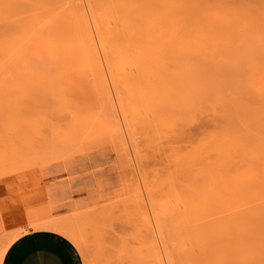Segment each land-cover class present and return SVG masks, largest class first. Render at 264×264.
<instances>
[{
  "label": "rangeland",
  "instance_id": "obj_1",
  "mask_svg": "<svg viewBox=\"0 0 264 264\" xmlns=\"http://www.w3.org/2000/svg\"><path fill=\"white\" fill-rule=\"evenodd\" d=\"M41 14L51 25L47 15H84L103 73L90 62H56L38 40L28 49L21 23ZM72 25L66 24L78 32ZM126 26L145 28L134 32L138 39L147 38L150 26L153 39L160 38L158 29L197 39L176 40V46L166 38L158 49L147 38L159 54L150 59L159 57L149 65L137 60L141 69L134 72L130 62L106 64L96 32H125ZM16 40L23 43L17 57L10 46ZM149 42L131 49L135 56ZM0 46V209L8 233L47 224L44 229L60 232L78 264H264V0H6L0 2ZM130 70L131 76L150 71L152 81L162 72L165 85H151L147 77L148 86ZM119 71L123 81L116 83H124L117 88L109 74ZM125 72L137 85L125 80ZM103 74L109 94L98 80ZM80 116L97 118L91 133V119L83 125ZM176 158L185 163L180 170ZM196 161L199 166L188 171Z\"/></svg>",
  "mask_w": 264,
  "mask_h": 264
},
{
  "label": "bare ground",
  "instance_id": "obj_2",
  "mask_svg": "<svg viewBox=\"0 0 264 264\" xmlns=\"http://www.w3.org/2000/svg\"><path fill=\"white\" fill-rule=\"evenodd\" d=\"M3 1H6V0H2V1L0 0V2H1L2 4H3ZM4 8H5V7H2L3 10H5ZM42 16H43V17H42ZM44 16H45V14H43V15L41 14V15H39L38 17H37V16H32V17H30V16H29V18L31 19L30 22H29V24H28V22H27V25H26V22L24 21L23 23H21V24H22L21 26L19 25L20 27H25V29H24V33H25V30H26V33H27V34H25V35H27V37L24 36V37H25V40H24V41H25V43H27V45H30V46H31V47L28 46V49H29V48H34L32 45L35 44V42L38 40V41L36 42V44H41V45H43V47H42L41 45H39V47L41 46V49H42V48H43V49L45 48V49H44L45 51H43L44 54H45V52H46V54H47L46 56H51V55H52V56L55 58V60H56V58H57V60L61 58V60H63V61H66V60L69 61V60H71V59H75V60H77V63H78V62H83V63H85V62H86V63H87V62H90L91 64H93V66H94V65H95L96 67L101 66V64H100L101 61H100V59H99V54H98V51L96 50L97 48H96L95 44H93L94 42L92 43V41H94V40L91 39L92 36H90L91 34H90L89 25L87 24V21L84 20V19H85V18H84V15L82 16V14H81L79 17L77 16V18H76V17H73V18H70V19H69L68 17H65L66 19H63V18H61V17L56 16V18L58 17V20H57L54 16H52V15H47L48 18H49V16H51V17H50V18H51V21H50V22L53 21V25H51L52 23H49L48 20H47V18L44 17ZM39 17H41V18H39ZM32 18H33V19H32ZM45 18H46V19H45ZM50 18H49V20H50ZM59 18H61V20H60ZM67 18H68V19H67ZM74 18H75V19H78L79 21H77V22H73L74 24H76V25L73 26L71 22H72V20L76 21ZM79 18H80V19H79ZM83 18H84V19H83ZM52 19H53V20H52ZM71 19H72V20H71ZM32 20H33V22H32ZM37 20H38V21H37ZM41 20H42V21H41ZM45 20H47V23L45 22ZM63 20H64V21H63ZM70 20H71V21H70ZM39 21H40V22H39ZM67 21H68V22H67ZM35 22H36V23H35ZM37 22H39V23H37ZM41 22H42V25H41ZM43 22H45V24H47V25L49 24V25H48V26L45 25V24L43 25ZM54 22H55V24H54ZM59 22H60V23H59ZM85 22H86V23H85ZM30 23H33V30H32V27H31L32 24H30ZM57 23H58V26H57ZM19 24H20V23H19ZM61 24H63V27H62ZM66 24H67L68 26H71V25H72L73 27H77V31H78V32H75V30L68 29L67 26H66ZM10 25H11V24H10ZM36 25H37V26H36ZM40 25H41V26H45L44 28H46V29H42L43 27H41V29H42L41 32H43V33H40V32H39V31L41 30L40 28H38ZM60 25H61V27H62V29H61L62 31H60V28H61ZM34 27L36 28V30H35ZM48 27H49V29H48ZM50 27H51V28L54 27L55 29L53 28V29L51 30ZM58 27H59V28H58ZM63 28H64L65 30H63ZM38 29H39V30H38ZM47 29H48V30H47ZM58 29H59L60 32H58ZM142 29H145V28H141V30H142ZM147 29H148V27H146V30H144V31L147 33L148 36H146V34H145L144 31H143V33L145 34V36L148 38L149 41L152 40L151 43L155 41V42H154L155 44H154V43L151 44V45H154V46H159L160 43L162 44L161 41H164L166 38H167V39H166L164 42H166L167 40H168L167 42H169V41L171 42V40H173V43H171V45H176V46H177V45H178V41H182L181 39H187V38H188V37H183L184 35H182L183 38H182V37H179V39H180V40H179L177 37H178L179 35L181 36V34L178 33L177 31H175L176 33H178V34L176 35L175 32H174V30H173L172 32H171L170 30H165V31L163 30V33H162V30H161V29H158V31L160 30V38H161V36H162L161 39H163V40H161V39L158 37V38H157V39H159V43H158V40H157L156 38L153 39V38H154V35H153V33H151V31H150V30H153V29L151 28V26L149 27L150 30H147ZM27 30H29V33L27 32ZM108 30H109V29H97V31H96L98 34H100V35H98V37H99L98 41L101 42V43L103 44V46H102V44L100 43V44H101V45H99L100 48L102 47V48H103L102 50H104V46H105V50H106V52H105V54H103V55H104V58H105L104 60H106V62H107L106 64H108V62H113V64H116V63H117V65H118V63H120L121 66H122V65L125 64L126 62H130L131 67H132V68L134 67V68H133V71H134V69L137 70L138 68H140V67H138V66H137L138 68L135 67V66H136V65H135L136 62H138V61H139V63H140V61H141V62H144V63H145V62H146V63H148V62H153V60H154L155 58L158 59V57H159V56H158V55H159V54H158V49H162V47H164V46H162V45H164V44H162V45H160V46H161L160 48L158 47V49H154V51H153V50H152V47H153V46L150 45V42L147 40V38L145 39L146 41H145L143 38L138 39V38H139V35L137 36V38H135V36H136L135 33H140L139 31H141V30L136 31V32H135V30L132 31V29H131L130 26H129V27L126 26V31H125V32H124V31H119V30H117V32H118V31H119V32L113 34V32H114L115 30H113V31L111 30V32H108ZM30 31H31V32H30ZM36 31H37V32H36ZM47 31H48V32H47ZM51 31H52V34H51ZM56 31H57V32H56ZM127 31H128V32H127ZM130 31H131V32H130ZM148 31H149V32H148ZM158 31L154 30V31H152V32H155V33H156V32H158ZM166 31H170V33H169V32H166ZM53 32H55V33H53ZM73 32L75 33L74 35L71 34V33H73ZM134 32H135V33H134ZM34 33H35V34H34ZM39 33H40V35H39ZM97 33H96V34H97ZM119 33H120V34H119ZM122 33H123V34H122ZM165 33H166V34H165ZM167 33H168V34H167ZM173 33H174L175 35H173ZM37 34H38V35H37ZM54 34H55V35H54ZM58 34H59V37H60V38L62 37V38H61L62 40L59 39L58 37H57V40H55V39H56V36H58ZM121 34H122L123 37L121 36ZM124 34H125V35H124ZM127 34H128V35H127ZM130 34H131V36H130V38H129V35H130ZM140 34H141V33H140ZM156 34H157V33H156ZM162 34H163V35H162ZM164 34H165V35H164ZM170 34H171V35H170ZM28 35H29V36H28ZM41 35H43V36H42V37H43L42 39L44 40V41H42V42H41V40H40V36H41ZM45 35H46V36H49V35H50L51 37H53V40H55V43L52 42L53 40H50V41H49L47 38H46V41H45V39H44V37H46ZM53 35H54V36H53ZM79 35H80V36H79ZM92 35H93V34H92ZM166 35H167L168 37H167ZM72 36H73V37L76 36V38L78 39V42L81 41L80 38H82L81 36H83V37H84V40H83L84 42L81 41L82 44H81V43H78L77 40H76L75 38H73ZM124 36H125V37H124ZM126 36H127V37H126ZM132 36H133V37H132ZM141 36H143V34H142ZM145 36H144V37H145ZM163 36H164V37H163ZM165 36H166V37H165ZM172 36H173L174 38H175L176 36H177V37H176V39L174 40V38H173ZM149 37H152V39L150 40ZM192 37H194V39H197V36H196L195 34H194V35L192 34ZM192 37H191V40H188V39H187L186 41H187V42L192 41V43H195V42H193L194 39H192ZM27 38L30 39V40L26 42V39H27ZM36 38H37V39H36ZM172 38H173V39H172ZM198 38H201V37H198ZM32 39H33V40H36V41L33 43V40H32ZM126 39H127V40H126ZM135 39H136V41L138 40L137 42H139V41L141 42V43H139V44H142V40H143L145 43H148V42H149L148 45L145 44L147 47L143 44L146 48H142V47H144V46H142V47H141V50H142V49H145L146 53L148 52V50H150V51L152 50V54H153V55L151 54V52H150V54H149V52H148L149 55L143 54V53H145V52H143L144 50L142 51V53H141V50H139L140 52H139L138 56H137V52H136V56H135V54L133 53L134 51L131 50V49H133V48H134V49H137V48H135V47H136V46L138 47V45H139L136 41L133 42V40H135ZM170 39H171V40H170ZM18 40H19V39H18ZM18 40H16V46H14V43H12L13 45H12V44L10 45L11 48L14 47V50H15V51H14V50H13V51L11 50V51H12L11 53L14 52V55H16L17 53H18L19 55H21V54L23 53V51H21V49H22V47H23V46H22L23 43H22L21 41L17 42ZM20 40H22V39H20ZM47 40H48V41H47ZM60 40H61V42H60ZM91 40H92V41H91ZM100 40H101V41H100ZM122 40H123V41H122ZM128 40H129V42H128ZM176 40H178V41H176ZM12 41H14V40H12ZM56 41L59 42V43L56 44V43H57ZM98 41H97V42H98ZM121 41H122L123 43H121ZM156 41H157V43H156ZM174 41H175L176 43H174ZM194 41H195V40H194ZM38 42H40V43H38ZM126 42H127V43H126ZM132 42H133V43H132ZM135 42H136L137 44H134ZM44 43H45V44H44ZM118 43H119V44H118ZM124 43H125V45H124ZM128 43H129V45H128V47H127V44H128ZM131 43H132L133 45H131ZM182 43L184 44L185 41H184V42L182 41ZM6 44H7V43H6ZM17 44H19L20 46L18 47ZM21 44H22V45H21ZM98 44H99V43H98ZM158 44H159V45H158ZM179 44H180V43H179ZM27 45H26V46H27ZM180 45H181V44H180ZM1 46H2V45H1ZM1 46H0V47H1ZM3 46H4V43H3ZM121 46H122V47H121ZM149 46H150V47H149ZM178 46H179V45H178ZM20 47H21V48H20ZM39 47H38V48H39ZM148 47H149L150 49H149ZM19 48H20V49H19ZM124 48H125V50H124ZM129 48H130V49H129ZM147 48H148V50H146ZM12 49H13V48H12ZM17 49H18V50H17ZM35 49H36V48H35ZM41 49H40V50H41ZM43 49H42V50H43ZM126 49H127V50H126ZM3 50H4V49H3ZM3 50L0 49V51H3ZM22 50H23V49H22ZM129 50H130L131 52H130ZM155 50H156V51H155ZM20 51H21V53H20ZM34 51H36V53L39 52L38 50H34ZM124 51H126V53H125ZM128 51H129V53H128ZM16 52H17V53H16ZM153 52H154V53H153ZM2 53H4V51H3ZM2 53H1V54H2ZM36 53H35V55H36V57H38L39 54H36ZM48 53H50V55H49ZM127 53L131 55V56H129L130 58L128 57V54H127ZM131 53H132V54H131ZM155 53L158 54V55H156V56H158V57H155L154 59L151 60L150 58H151V57H154V54H155ZM42 54H43V53H42ZM42 54H41V55H42ZM125 54H126V55H125ZM19 55H18V56H19ZM140 55H141V56H140ZM143 55H144L145 60H144V58L142 57ZM145 55H146V56H145ZM132 56H133V57H132ZM149 56H151V57H149ZM16 57H17V55H16ZM131 57H132V58H131ZM137 57H138V58H137ZM147 57H149V58H147ZM126 58L128 59V61H127ZM134 58H135V59H134ZM141 58H142V59H141ZM140 59H141V60H140ZM147 59H148V60H147ZM160 59H161V58H159V60H158L159 62H160ZM50 60L52 61V59H50ZM57 60H56V62H57ZM129 60H130V61H129ZM131 60H133V61H135V62L133 63ZM137 60H138V61H137ZM142 60H144V61H142ZM155 60H156V59H155ZM155 60H154V61H155ZM158 61H157V64H158L159 66L163 64V63H161V64L158 63ZM21 62H22V61H21ZM23 62H24V61H23ZM58 62H60V64H61L62 61H58ZM66 62H67V61H66ZM114 62H116V63H114ZM131 62H132V64H131ZM161 62H162V61H161ZM74 63H76V62H74ZM74 63H73V64H70V65H73V66H74ZM77 63H76V64H77ZM83 63H80V65H83ZM86 63H85V64H86ZM153 63H156V62H153ZM153 63H152V64H153ZM53 64H54V63H53ZM76 64H75V65H76ZM78 64H79V63H78ZM133 64H134V66H133ZM136 64L138 65V63H136ZM152 64H151V65H152ZM157 64H153V65L156 66ZM62 65H63V63H62ZM126 65H127V64H125V65H123V66L126 67ZM141 65H142V66H144V65L146 66V64H140V66H141ZM148 65H149V63H148ZM153 65L150 66V67H151L150 70H154V66H153ZM64 66H65V65H64ZM64 66H63V67H64ZM85 66H86V65H85ZM106 66H107V65H106ZM110 66L112 67V69H113V68H116L115 66H112L111 63L109 64V67H110ZM118 66H119V65H118ZM118 66H117V69H118V68H121V67H118ZM142 66H141V67H142ZM111 67H110V69H111ZM127 67H128L129 69L131 68L130 66H127ZM150 67L147 66V69H146V70H149L148 68H150ZM55 68L58 69V66L55 67ZM59 68H60V67H59ZM66 68H69V66L66 67ZM66 68H65V70H66ZM100 68L103 69V67H99V69H100ZM132 68H131V69H132ZM156 68H159V67L156 66ZM63 69H64V68H63ZM69 69H72V67L69 68ZM97 69H98V68L95 69L96 74H97V71H96ZM102 69H100V71L103 73ZM107 69H108V66H107ZM110 69H108V70H110ZM123 69H124V68H123ZM140 69H141V68H140ZM61 70H62V69H61ZM61 70H60V71H61ZM67 70H68V69H67ZM67 70H66V72H67V74H68V72H70V71H67ZM72 70H73V69H72ZM85 70H86V69H85ZM113 70H114L115 73H116V70H115V69H113ZM113 70H112V71H113ZM119 70H120V69H119ZM155 70H156V69H155ZM73 71H74V70H73ZM98 71H99V70H98ZM110 71H111V70H110ZM117 71H118V70H117ZM124 71H125V70H123V72H124ZM137 71H139V69H138ZM57 72H59V71H57ZM83 72H84V71H83ZM83 72H82V73H83ZM131 72H132V71L130 70V76H131V74H132ZM134 72H135V71H134ZM142 72H143V71H142ZM152 72H153V71H152ZM62 73H63V74H62ZM71 73H72V72H71ZM74 73H75V72H74ZM82 73H81V74H82ZM115 73L111 72V75L109 74V76H110L109 78H110L111 80H113V78L115 77V78H114V81H112L113 83L115 82L113 85H115V86L118 85L117 88H119V86H120V85L122 86V84H123L124 82L121 83V84H120V83L117 84L116 81H117V82H119V81L122 82L123 80L121 81V79H122L121 76H122L123 74L119 71V75H118V76H114ZM120 73H121V74H120ZM125 73L127 74V75L125 76V80L128 79V82H129V79H130L131 77L134 78V76H135L136 74H137V76H138V73H139V76H140V77L143 76L142 78L145 79V80L142 81L141 78H140L139 80L142 81V83H143V82H147V85H148V84L150 85V83H151V85H153L154 83H157V80H159L158 82H159V85H160V80H161V77H162V76L160 75L162 72H160V74L157 72V73H158L157 76L159 75V76H158L159 78H156V74H155V78H156V80H155L156 82H155V81H152V80H153L152 76L150 77V74L152 75V73H151L150 71H148L147 73H145V74L150 73L149 76L140 75V73H141V71H140V72L136 73L135 75L133 74L134 76H131V77H129V78H127V77L129 76V75H128L129 73H128V72H125ZM154 73H155V72H154ZM154 73H153V74H154ZM59 74H60V73H59ZM61 74L64 75V72L62 71ZM67 74H66V75H67ZM72 74H73V73H72ZM113 74H114V75H113ZM117 74H118V73H117ZM142 74H144V72H143ZM82 75H83V74H82ZM96 76H97V75H96ZM112 76H113V78H112ZM123 76H124V75H123ZM137 76H136V77H137ZM160 76H161V77H160ZM59 77H60V75H59ZM72 77H73V76H72ZM92 77H93V76H92ZM98 77H101V76L98 75ZM98 77H93V78H94V79H95V78L97 79ZM102 77H103V78H100V79L98 78V80H100V82H102V85H103V86H102L100 83H99V84H100L102 87H104V88H102V91H104V90H106L105 88H106V86H107V85H105V84H106V83H105V79H106L107 77L104 79V77H105L104 74H103ZM117 77L120 78V80H117V79H118ZM136 77H135V78H136ZM147 77H148L149 79L151 78L150 83H149V79H148ZM163 77H164V76H163ZM60 78H63V76L60 77ZM132 78H131L130 80H132ZM155 78H154V79H155ZM63 79H64V78H63ZM65 79H66V77H65ZM101 79H102V80H101ZM123 79H124V78H123ZM137 79H138V77H137ZM146 79H148V81H146ZM98 80H97V81H98ZM125 80H124V81H125ZM134 80H135V79L132 80L133 84H134ZM95 81H96V80H95ZM135 81H136V82H135V85H137V80H135ZM151 81H152V82H151ZM98 82H99V81H98ZM98 82H97V83H98ZM126 82H127V81H126ZM130 82H131V81H130ZM153 82H154V83H153ZM104 83H105V84H104ZM139 83H140V82H139ZM161 83H162V80H161ZM116 84H117V85H116ZM119 84H120V85H119ZM133 84H132V85H133ZM162 84H163V83H162ZM127 85L129 86L128 83H127ZM135 85H133V87H137V89H139V91H142V90H140L141 88L139 87V85H138V86H135ZM140 85H141V84H140ZM149 85H148V86H149ZM164 85H165V84L160 85V86H164ZM125 86H126V84L124 85V87H125ZM128 86H126V87L128 88ZM0 87H1V86H0ZM2 87H4V86H2ZM107 87H108V86H107ZM138 87H139V88H138ZM142 87H143V85H142ZM150 87L153 88V86H150ZM99 88H101V87L99 86ZM123 89L125 90V88H123ZM123 89H122V93H125V94H124V97L129 98V100H131L130 98H132V100H133V99L135 100V98H136L137 95H135L134 93H132V96H131V93H130L131 91H130V90H128V91H130V92L127 93V92L123 91ZM135 89H136V88H135ZM142 89H143V88H142ZM148 89H150V88L148 87ZM0 90H1V88H0ZM100 90H101V89H100ZM120 90H121V88H120ZM107 91H108V94H109V90H108V89H107ZM107 91H104V94H105V92H107ZM137 92H138V90H137ZM16 93H17V92H16ZM140 93H141V92H140ZM18 94H19V93H18ZM21 94H22V93H21ZM23 94H25V93L23 92ZM23 94H22V96H23ZM106 94H107V93H106ZM127 94H129L130 97L126 96ZM138 94H139V92H138ZM142 95H143V94H142ZM134 96H135V97H134ZM139 96L141 97V95H139ZM139 96H138V97H139ZM140 97L137 98V99H140ZM125 99H126V98H125ZM137 99H136V100H137ZM6 101H7V100H6ZM8 101H9V100H8ZM127 103L129 104V103H131V102L128 101ZM127 103H125L124 106H128V107H130L129 105H131V104L128 105ZM11 105H13V104H11ZM132 105H133V104H132ZM132 107H133V106H132ZM125 108H127V107H125ZM134 108H135V107H134ZM134 108H133V110H134ZM125 110H126V109H125ZM128 110H129V108L127 109V113H128ZM123 112H124V111H123ZM125 112H126V111H125ZM125 112H124V113H125ZM130 112H131V113H130ZM133 113H135V110H134ZM131 114H132V111H131V108H130V110H129V114H128V115L131 116ZM134 115H135V114H134ZM134 115H132V118L134 117ZM91 116H92V115H91ZM91 116H90V117H91ZM80 117H82L81 120H83L84 123H83L82 121H81V123H83V125H84V124L86 123L87 116H86V118L83 117V116H80ZM84 118H85V119H84ZM79 119H80V118H79ZM90 119H91V125L88 124V125H85V126H84V127L86 128L87 131H88L87 126H89V125L91 126V127L89 126V133L92 132V129H93L92 126H93V123L97 124V123H96L97 120L94 122V120L97 119L96 117H95V118L92 117V118H90ZM90 119H89V117H88V119H87V123H90V121H89ZM92 119H93V121H92ZM88 121H89V122H88ZM79 123H80V122H79ZM81 123H80V124H81ZM97 125H98V124H97ZM97 125H96V126H97ZM96 126H95V127H96ZM95 127H94V129H95ZM91 128H92V129H91ZM96 128H97V127H96ZM90 129H91V130H90ZM15 131H16V130H15ZM93 131H94V130H93ZM14 133L17 134L16 132H14ZM18 135H19V134H18ZM211 136H214V135H211ZM217 137H218V136H217ZM209 139H210V137H209ZM214 139H215V138H214ZM214 139H213V140H214ZM220 139H221V138H219V140H220ZM213 140H212V141H213ZM219 140H218V141H219ZM222 140H225V139H222ZM222 140H221V141H222ZM207 141H208V140H207ZM210 141H211V140H210ZM214 142H215L216 144L218 143L217 140H215ZM214 142H213V143H214ZM209 143H210V142H209ZM220 143H221V142H220ZM210 144L212 145V143H210ZM222 144H223V143H222ZM226 144H227V142H226ZM207 145H208V144H207ZM211 145H209V149L211 148ZM224 145H225V144H223V146H224ZM203 146L205 147V148L202 147L203 150H206V151H207L208 146H207V147H206V145H203ZM212 146H213V145H212ZM217 146H218V145H217ZM220 146H222V145H220ZM218 147H219V146H218ZM225 147H226V146H225ZM212 148L214 149V147H212ZM219 149H220V148H219ZM211 150H212V149H211ZM214 150H215V149H214ZM220 150H221V149H220ZM175 151H176V150H175ZM217 151H218V150H217ZM221 152H222V151H221ZM221 152H218V153H221ZM178 153H179V152H177V154H178ZM199 153H200V151H199ZM205 153H206V152H205ZM205 153H204V154H205ZM172 154H176V153H172ZM204 154H203V155H204ZM222 154H223V153H222ZM222 154H220V155H222ZM199 155H200V154H199ZM203 155H201V156H203ZM210 155H211V154H210ZM223 155H224V154H223ZM176 156H178V155H176ZM195 156H196V155H195ZM201 156H200V157H201ZM208 156H209V155H208ZM211 156H212V155H211ZM185 157H186V156H185ZM193 157H194V156H193ZM181 158H182V156H181ZM183 159H184V158H183ZM183 159H182V161H184ZM197 159H199V156H198ZM207 159H208V158H205V160H207ZM176 160H177V158H176ZM176 160H175V161H176ZM180 160H181V159L179 158V161H180ZM190 160H191V159H190ZM208 161H211V158H209ZM177 162H178V160H177ZM177 162H176V163H177ZM180 162H181V161H180ZM180 162H178V163H179V165H178V166H179V169H178V166L175 164V165L177 166V167H176V170H174L175 172L177 171V169L180 170V169H181V166H183V165L185 166V163H184V162H181V163H183V164H181ZM196 162H197V161H196ZM196 162H192V163H190V164L188 163L189 166H190V168H189L188 171H190L191 168H192L194 165H195V166H199L198 163H200V162H197V163H196ZM178 163H177V164H178ZM180 165H181V166H180ZM202 173H203V172H202ZM155 184H157V182H156ZM155 184H154V187H155ZM17 185H18V184H17ZM157 185H158V184H157ZM157 187H160V186H157ZM136 188H137V189H136ZM156 189H157V188H156ZM28 190H29V189H28ZM135 190H138V187H135ZM26 191H27V190H26ZM21 192H22V191H21ZM135 192L137 193V192H139V190H138V191H135ZM135 192H134V193H135ZM146 192H147V191H146ZM136 193H135V194H136ZM138 194H140V193H138ZM132 195H134V194H133V190H132ZM132 195L130 194V196H132ZM136 195H137V194H136ZM138 196H139V195H138ZM131 198H132V197H131ZM147 199H148V198H147ZM134 200L136 201V199H134ZM148 200H149V199H148ZM129 201H130V200H129ZM135 201H134V202H135ZM149 201H150V200H149ZM140 202H141V201H140ZM148 203H149V202H148ZM160 203H161V202H160ZM160 203H158V204H160ZM152 204H153V203H152ZM131 205H133V204H131ZM137 205H138V202H137ZM149 206H150V205H149ZM149 206H148V207H149ZM164 206H166V204H164ZM167 206H168V204H167ZM137 207H138V206H137ZM141 207H144V206H141ZM151 207H152V206H151ZM160 207H161V206H160ZM161 208H162V207H161ZM163 208H164V207H163ZM143 209H144V208H143ZM149 209H150V207H149ZM164 209H165V208H164ZM164 209H162V210H164ZM170 209H171V208H170ZM141 210H142V209H141ZM156 210H157V209H156ZM162 210H161V211H162ZM167 210H168V207H167ZM143 211H144V210H143ZM143 211H142V212H143ZM157 211H158V210H157ZM165 211H166V209H165ZM165 211H164V213H165ZM170 211H171V210H170ZM142 212H141V213H142ZM145 212H146V210H145ZM158 213H162V212H158ZM164 213H162V214H164ZM176 213H177V212H176ZM143 215H144V217H146V218L148 219V215L146 216L145 213H143ZM155 215H156V214H155ZM177 216H179V215H177ZM146 218H145V219H146ZM154 218H155V217H154ZM155 220H156V219H155ZM155 220H154V222H155ZM146 221H148V220H146ZM144 222H145V221H144ZM144 230H145V229H144ZM147 230L152 231V227H151L150 229H147ZM46 231H49V232H51V233H54V234H56L57 236H60V235H61L60 232L55 231L54 229H51V228H48ZM141 232H143V231H141ZM147 232H148V231H147ZM147 232H146V234H147ZM138 233H139V232H138ZM138 233H137V234H138ZM150 233H151V232H150ZM139 234H140V233H139ZM139 234H138V235H139ZM138 235H137V236H138ZM137 236L135 235V236H133V237H137ZM133 237H132V240H133ZM138 237H139V236H138ZM151 237H154L153 234L151 235ZM67 239H69L70 241H73L72 238H67ZM137 239H138V238H137ZM152 239H153V238H152ZM138 240H139V239H138ZM134 241H135V240H133L132 242H134ZM135 242H139V241H135ZM153 243H154L153 245L155 246V244H156V243H155V240L153 241ZM150 245H151V243H150ZM153 245H152V247H153ZM148 248H149V247H148ZM155 249H156V248H153V249H152V253H153V250H155ZM157 251H158V250H157ZM153 254H154V253H153ZM158 254H159V253H158ZM150 255H151V252H150ZM154 256H155V255H154ZM157 257H158V256H157ZM149 258H150V257H149ZM158 261H159V260H158ZM160 261H161V260H160ZM160 261H159V262H160ZM153 262H155V261H153Z\"/></svg>",
  "mask_w": 264,
  "mask_h": 264
},
{
  "label": "crops",
  "instance_id": "obj_3",
  "mask_svg": "<svg viewBox=\"0 0 264 264\" xmlns=\"http://www.w3.org/2000/svg\"><path fill=\"white\" fill-rule=\"evenodd\" d=\"M45 226L37 224L35 230L8 233L0 209V264H78L73 250Z\"/></svg>",
  "mask_w": 264,
  "mask_h": 264
}]
</instances>
